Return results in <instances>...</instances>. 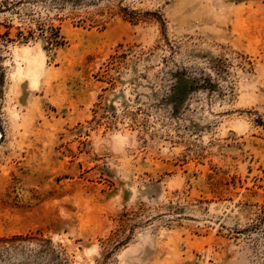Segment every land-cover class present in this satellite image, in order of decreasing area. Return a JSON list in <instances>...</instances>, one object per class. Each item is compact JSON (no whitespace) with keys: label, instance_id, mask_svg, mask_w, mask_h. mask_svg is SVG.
Masks as SVG:
<instances>
[{"label":"rangeland","instance_id":"rangeland-1","mask_svg":"<svg viewBox=\"0 0 264 264\" xmlns=\"http://www.w3.org/2000/svg\"><path fill=\"white\" fill-rule=\"evenodd\" d=\"M0 264H264V0H0Z\"/></svg>","mask_w":264,"mask_h":264},{"label":"bare ground","instance_id":"bare-ground-1","mask_svg":"<svg viewBox=\"0 0 264 264\" xmlns=\"http://www.w3.org/2000/svg\"><path fill=\"white\" fill-rule=\"evenodd\" d=\"M28 47L23 48V52H28ZM27 67L25 69V72H21L20 66L17 67V74L20 76H24L28 79V82L31 86H34L36 84V78L38 76L39 68H40V62L38 60V57H36L35 60L31 61L26 59Z\"/></svg>","mask_w":264,"mask_h":264}]
</instances>
